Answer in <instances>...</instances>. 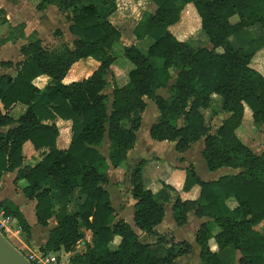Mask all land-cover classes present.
Wrapping results in <instances>:
<instances>
[{
    "label": "trees",
    "instance_id": "1",
    "mask_svg": "<svg viewBox=\"0 0 264 264\" xmlns=\"http://www.w3.org/2000/svg\"><path fill=\"white\" fill-rule=\"evenodd\" d=\"M150 1L155 7L142 14L133 35L152 42L146 53L135 46L121 47L133 67L124 85H114L111 100L102 91L117 58L113 46L121 37L108 20L116 10L115 0H40L38 10L53 6L65 14L68 32L74 37L71 47L63 45L59 51L45 48L36 32L26 37L24 24L0 38V47L26 39L20 47L24 59L16 64L15 75L0 74V127L14 123L9 113L15 104L27 106L15 128L0 132V177L17 170L16 179L26 181L23 194L36 202L37 223L47 226L50 218H56L43 251L72 252L83 240V231H89L91 243L85 242L82 254H73L71 264H175L177 258L192 253L191 244L155 230L163 220L172 188L162 183L156 192L145 189L144 160L130 169L136 230L123 219L114 222L104 189L109 168L121 166L135 144L144 98H148L160 113L159 121L149 129L151 139L175 142L178 153L203 139L201 155L209 170H239L210 182L202 181L192 166L185 170L183 190L198 185L199 196L196 201L176 198L172 217L178 226L187 223L189 211L208 219L195 233L199 264H264V151L255 153L235 133L245 110L255 126L264 124V74L252 64L254 54L264 47V33L257 38L243 36L239 48L229 41L230 36L254 25L264 30V0ZM187 4L198 16L210 49L193 50L169 30ZM233 16H238L234 23L230 21ZM5 22L0 10V25ZM87 57L98 61L99 67L83 80L63 83L70 67ZM40 75L50 79L43 89L32 83ZM161 88H168L167 99L156 94ZM212 93L221 97L220 106H214ZM206 108L229 114L214 134L208 132L200 112ZM56 118L71 121V138L65 148L58 147L55 124H42ZM105 137L107 158L98 149ZM26 142L41 151V159L31 166H22ZM229 198L237 204L233 209L225 203ZM72 203L76 208L71 211ZM0 210L29 238L30 226L16 205L3 200ZM214 227L219 232L214 234ZM137 231L155 241H141ZM115 238L119 241L112 246Z\"/></svg>",
    "mask_w": 264,
    "mask_h": 264
},
{
    "label": "crops",
    "instance_id": "2",
    "mask_svg": "<svg viewBox=\"0 0 264 264\" xmlns=\"http://www.w3.org/2000/svg\"><path fill=\"white\" fill-rule=\"evenodd\" d=\"M40 2L31 0H16L14 3H3L0 4V10H3L6 22L0 25V38L7 37L11 29L19 24H24V35L27 37L31 33L36 32L38 38L42 41L43 29L41 30V20L47 17L52 9L49 6L45 10H38L36 8L37 4ZM116 10L108 17V20L113 24L121 34L120 40L117 43L120 47L122 46H135L142 53H146L151 41L146 38L142 40H137L133 35V29L142 17V10L145 9L150 0H115ZM186 6H192L187 4ZM184 6V8L186 7ZM184 8L180 11V19L176 23L178 24L185 17ZM191 12V10H190ZM58 13H60L58 11ZM192 13V12H191ZM127 14H129L127 16ZM134 15V22H129V19L125 17H131ZM133 17V16H132ZM130 23V26L128 25ZM175 24V25H176ZM172 27V26H171ZM171 27L169 30L172 33ZM68 30V27H67ZM201 31V30H200ZM203 36L205 35L202 31ZM264 30L258 26L254 25L248 29H243L240 33L229 37V41L234 48H239L242 46V38L250 37H260L263 35ZM71 36V43L68 45L71 47L73 36ZM173 34V33H172ZM178 40V36L173 34ZM66 39V34H64ZM183 41V40H181ZM191 49H196L203 47L197 45V43L184 41ZM26 43V39L19 38L16 41H8L0 47V74H8L13 77L16 73V64L23 61L24 56L20 53V47ZM43 44V43H42ZM115 44V45H117ZM202 44L206 43V36L202 40ZM67 45V44H63ZM60 46L58 49L53 51H59L63 47ZM114 45V46H115ZM113 46V49H114ZM210 49V48H208ZM252 64L256 65V68L260 73L264 74V47L258 50L252 57ZM99 67V62L92 57H87L80 59L75 62L67 72L63 79V83L67 84L74 81H80L89 77L97 68ZM115 69H120L125 71L124 78H117ZM132 69L129 64L124 60H119L117 65L113 64L107 74V86L102 91L110 100L113 92L114 85L122 86L127 81V73ZM50 81L49 77L46 75H40L33 80V84L38 89H43L47 83ZM173 82V81H172ZM156 94L167 99L169 97L168 88H161L156 91ZM210 98L214 106L221 105V97L217 94L212 93ZM145 109L141 115L140 127L136 131V140L132 149L127 152L125 162L114 169L112 167L108 170V183L104 185V189L108 192L111 206L114 210V222L123 219L126 223L133 224V211L135 200L131 195V185L129 182V172L139 161L144 160L142 167V183L145 189H151L156 192L161 188L162 183L170 186L172 191H170V201L165 205L164 217L160 224L155 227V230L160 235H169L174 237L176 242L186 241L192 246V256L196 258L199 264V248L195 241V233L199 228L200 224L207 221V218L197 217L193 211L187 213V223L183 226H178L172 217V205L176 198H180L182 201H196L199 196L200 187L198 185L192 186L188 191L183 190V184L185 180V170L190 166L193 167L196 175L204 182H210L217 180L219 177L229 174H236L239 170L233 168L221 167L217 170L211 171L206 167L204 159L202 158L201 152L203 150L204 144L203 139L190 144L188 149L182 153H178L175 149V142L162 141L160 144H149L152 140L149 135V129L152 124L157 123L160 118L159 110L156 104L148 98H144ZM27 109L26 105L21 103L15 104L10 109V116L14 120V123L0 127L1 133H6L7 131L15 128L18 123L17 120ZM201 114L204 117V123L208 128L210 134H214L222 121L226 119L229 114L221 110H217L216 113H212L210 108L200 109ZM250 113L245 110L244 119L241 125L236 129L235 133L237 137L249 148H251L255 153L260 154L264 151V147L261 149L252 148L247 138L253 135V131L256 126L252 123L250 119ZM55 124L58 131L57 144L59 148H65L68 146L71 138V121L62 120L56 118L54 121L46 120L42 121V124ZM181 124V122H179ZM144 128L142 129V126ZM259 130H264V124L259 126ZM249 139V138H248ZM250 140V139H249ZM141 141L146 144L141 143ZM155 141V140H153ZM109 141L107 137L104 138L103 143L98 147L100 153L107 158L108 156ZM24 159L22 160V166L33 165L38 160L41 159V151L33 150L30 142H26L23 146ZM17 170L7 171L0 177V202L3 200H9L14 205L17 206L19 211L24 216L25 211L29 216L30 222L25 218L26 222L30 226V236L29 238L22 239L19 235L23 232L18 231V225L15 220L12 222V231L7 234V237L12 240L11 244L22 252H26L28 247H33L34 249H41L48 239L50 231L56 227V218L52 217L48 220L47 226H41L37 223L35 216V204L34 200H30L23 194V188L26 186V181L23 179H16ZM120 177V178H119ZM118 178L121 182L117 181ZM117 182V183H116ZM125 183V192L121 191L120 184ZM83 198L77 199L76 204L81 203ZM226 205L233 209L236 207V202L233 198H229L225 201ZM76 207V206H75ZM134 226V224H133ZM33 228L36 232L33 233ZM88 234L80 241L81 248L76 250V254H82L85 250V242L91 243V233L85 231ZM140 240L146 243H152L155 241V237L146 236L142 232L137 231ZM219 232L217 227H214L213 233ZM9 240V239H8ZM117 241V242H116ZM119 238H115L113 243L114 246L118 243ZM36 242L38 244H36ZM112 243V244H113ZM216 248L213 246L212 248ZM26 250V251H25ZM188 256V255H186ZM239 255H237L238 257ZM183 257V256H182ZM181 257L176 259V262L180 260ZM71 257H69V264Z\"/></svg>",
    "mask_w": 264,
    "mask_h": 264
},
{
    "label": "rangeland",
    "instance_id": "3",
    "mask_svg": "<svg viewBox=\"0 0 264 264\" xmlns=\"http://www.w3.org/2000/svg\"><path fill=\"white\" fill-rule=\"evenodd\" d=\"M16 0H0V4L3 3H14ZM34 2H37L38 0H31ZM155 6L150 2L148 5H146L145 9L142 10V13L144 12H151L152 9ZM187 8V6L184 8ZM189 12L185 13V17L183 18V20H181L178 24L173 25L171 27L172 33L175 34L176 36H178V38L180 40L183 41H189V42H193L194 44L197 43V45L206 47V48H211V45L209 43V41L206 38V43L207 44H202L201 42L202 40H204V36L200 31V24H199V18L198 16H194L193 14V10L191 6H188ZM194 9V8H193ZM191 10V12H190ZM129 14H127L128 16ZM133 16V17H132ZM129 19V22H134V15H131V17H125V19ZM238 20V16H233L230 18L231 22H236ZM128 25L130 26V23H128ZM68 22L65 19V14L62 13H58V10L52 6L51 11L49 12V14L47 15L46 18H44L43 20H41V30L43 29V34L42 36V43L43 46L49 50H56L58 49L60 46H62L63 44H67L70 45L71 43V36L68 34ZM64 34H66V39L64 38ZM38 35V34H37ZM146 39V38H144ZM149 39V38H148ZM151 41V39H149ZM152 42V41H151ZM114 54L117 56L116 61H115V65H117V62L119 60H124L129 64V67H133V65L122 55L121 53V47L117 44L114 46ZM115 73L117 74V78H124V74L125 71L120 70V69H115ZM144 128V125L142 126V129ZM253 135L249 136L248 139L247 138V142L250 143V145L252 146V148H254V150H256V148L261 149L262 147H264V130H259V127L256 126V129L253 131L252 133ZM143 141H141L142 143ZM143 144H146L145 142H143ZM149 144H160L157 141H153L152 143ZM264 149V148H262ZM120 178V177H119ZM117 181H119V183L122 181H120L118 178H115ZM117 183V182H116ZM120 188L122 192H125V183H121L120 184ZM76 207L74 205V203L70 204V210H74ZM25 218L28 220V222H30L29 216L27 215V213L24 211L23 212ZM131 226L135 229V227L133 226V224L131 223ZM260 227H258L259 229ZM136 230V229H135ZM33 233L36 232V229L33 228ZM88 234V232L85 233V231H83V238H85V236ZM22 239H25V234L22 233L21 235H19ZM6 237V236H5ZM8 238V237H6ZM174 238V237H173ZM10 241V243L12 242V240L10 238H8ZM117 242V241H116ZM13 243V242H12ZM36 244H38L36 242ZM115 243L112 244V246H114ZM212 244V243H211ZM212 246V245H211ZM213 248V246H212ZM24 253V252H23ZM192 254V253H191ZM188 255V256H183L180 258L179 261H177L175 264H198L196 258H194L192 255ZM237 264V262H236Z\"/></svg>",
    "mask_w": 264,
    "mask_h": 264
},
{
    "label": "built area",
    "instance_id": "4",
    "mask_svg": "<svg viewBox=\"0 0 264 264\" xmlns=\"http://www.w3.org/2000/svg\"><path fill=\"white\" fill-rule=\"evenodd\" d=\"M13 218L10 216H5L3 211L0 210V233L5 237L12 231ZM18 225V224H17ZM18 231H21L18 226ZM5 237V238H6ZM8 239V238H6ZM80 241L77 242L75 248L72 252H65L63 250L59 252H48L41 249H34L33 247H28L26 252L19 250L32 264H69V257L76 254V250L80 249Z\"/></svg>",
    "mask_w": 264,
    "mask_h": 264
},
{
    "label": "water",
    "instance_id": "5",
    "mask_svg": "<svg viewBox=\"0 0 264 264\" xmlns=\"http://www.w3.org/2000/svg\"><path fill=\"white\" fill-rule=\"evenodd\" d=\"M0 264H32L0 233Z\"/></svg>",
    "mask_w": 264,
    "mask_h": 264
}]
</instances>
